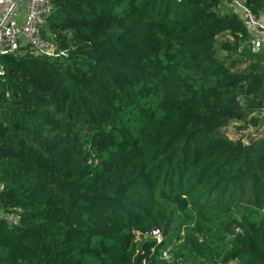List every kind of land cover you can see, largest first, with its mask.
Segmentation results:
<instances>
[{
    "label": "trees",
    "instance_id": "obj_1",
    "mask_svg": "<svg viewBox=\"0 0 264 264\" xmlns=\"http://www.w3.org/2000/svg\"><path fill=\"white\" fill-rule=\"evenodd\" d=\"M222 2L52 0L65 55L1 57L0 264H264V52Z\"/></svg>",
    "mask_w": 264,
    "mask_h": 264
},
{
    "label": "built area",
    "instance_id": "obj_2",
    "mask_svg": "<svg viewBox=\"0 0 264 264\" xmlns=\"http://www.w3.org/2000/svg\"><path fill=\"white\" fill-rule=\"evenodd\" d=\"M226 2L229 11L239 14V19L247 30V37L238 52L242 50L243 45L250 48L252 52H264V22L259 19L251 9L245 5L242 0H223ZM52 10V0H27L25 8V18L23 21H17L12 17L11 10H7L0 19V76L4 73L1 64V57L6 54L15 53L20 48L28 47L35 54L46 56H63L65 52L58 50L40 35L39 24L43 17ZM2 184L0 183V190ZM0 218L8 221L18 219L17 214H8L0 208ZM235 232H240L237 225L233 226ZM148 238L155 242L150 248V254L155 252L157 244L163 240L162 232L157 228H152L147 234ZM180 241L172 239L164 248L160 249L159 257L166 261L172 259L173 245ZM142 264H147L145 260ZM223 264V263H216Z\"/></svg>",
    "mask_w": 264,
    "mask_h": 264
},
{
    "label": "crops",
    "instance_id": "obj_3",
    "mask_svg": "<svg viewBox=\"0 0 264 264\" xmlns=\"http://www.w3.org/2000/svg\"><path fill=\"white\" fill-rule=\"evenodd\" d=\"M26 4L27 0H0V19L7 10H11L14 19L23 21Z\"/></svg>",
    "mask_w": 264,
    "mask_h": 264
},
{
    "label": "rangeland",
    "instance_id": "obj_4",
    "mask_svg": "<svg viewBox=\"0 0 264 264\" xmlns=\"http://www.w3.org/2000/svg\"><path fill=\"white\" fill-rule=\"evenodd\" d=\"M217 12L219 13V14H228V13H230V11H229V9L227 8V5H225V4H223V2L222 3H220V6H219V9L217 8ZM225 33L224 34H220V35H218L217 36V44L219 45L220 43V41H222L223 40V38L225 37ZM226 130V132L229 134V136H234V135H239V134H242V133H237V132H235V131H231V127L230 126H228V128H226L225 129ZM254 133V129H249L248 130V132H244V136H245V139H247L249 136H251V134H253ZM236 210H237V212H239V211H241V210H243L242 208L241 209H238V208H236ZM175 216H177V215H175ZM173 239V238H172ZM226 264H239L238 262H237V260L235 259V258H233V259H229L227 262H226Z\"/></svg>",
    "mask_w": 264,
    "mask_h": 264
}]
</instances>
